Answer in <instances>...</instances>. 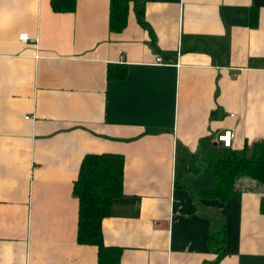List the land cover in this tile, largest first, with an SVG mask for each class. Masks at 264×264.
<instances>
[{"label":"crops","instance_id":"crops-1","mask_svg":"<svg viewBox=\"0 0 264 264\" xmlns=\"http://www.w3.org/2000/svg\"><path fill=\"white\" fill-rule=\"evenodd\" d=\"M109 1L0 0V264H96L71 193L86 154L123 157L101 222L119 264H264V183L205 194L210 155L264 144V0H128L120 33Z\"/></svg>","mask_w":264,"mask_h":264},{"label":"trees","instance_id":"trees-1","mask_svg":"<svg viewBox=\"0 0 264 264\" xmlns=\"http://www.w3.org/2000/svg\"><path fill=\"white\" fill-rule=\"evenodd\" d=\"M128 0H110L108 30L120 33L126 26ZM53 13H73L75 0H49ZM135 19L142 24V12L133 3ZM255 12L251 13L253 24ZM124 70L107 68L106 78L123 80ZM226 149V148H225ZM248 151V152H247ZM214 165L215 184L205 193L224 201L238 177H248L264 183V144H244L241 153L223 151L209 156ZM123 157L117 154H86L82 157L76 179L72 184V196L77 201L76 243L96 248V264H119L121 249L103 244L101 222L109 215L111 203L122 196ZM175 184V183H174ZM219 240H217V243Z\"/></svg>","mask_w":264,"mask_h":264},{"label":"built area","instance_id":"built-area-1","mask_svg":"<svg viewBox=\"0 0 264 264\" xmlns=\"http://www.w3.org/2000/svg\"><path fill=\"white\" fill-rule=\"evenodd\" d=\"M18 41L21 44L26 43L27 42L26 34L19 35L18 36ZM154 64L155 65H164V63L161 61L160 58H156L155 61H154ZM25 119L27 120L29 118L25 117ZM233 138H234L233 132L230 131V130H227V131L223 132L222 135L218 136L215 141L217 143H220L223 148H229Z\"/></svg>","mask_w":264,"mask_h":264}]
</instances>
